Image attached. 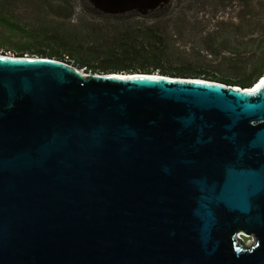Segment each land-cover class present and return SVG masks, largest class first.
Segmentation results:
<instances>
[{"label":"water","instance_id":"1","mask_svg":"<svg viewBox=\"0 0 264 264\" xmlns=\"http://www.w3.org/2000/svg\"><path fill=\"white\" fill-rule=\"evenodd\" d=\"M262 78L0 51V264H264Z\"/></svg>","mask_w":264,"mask_h":264},{"label":"trees","instance_id":"2","mask_svg":"<svg viewBox=\"0 0 264 264\" xmlns=\"http://www.w3.org/2000/svg\"><path fill=\"white\" fill-rule=\"evenodd\" d=\"M15 0H0V9ZM46 1V0H41ZM208 0H171L148 16L132 13L108 15L91 11L86 0H78L83 6V17L74 29L43 28L32 34L26 44L14 48V54H35L62 59L91 72H154L219 79L228 84L249 86L264 74V29L252 38L248 67H244L238 78L217 77L187 67L186 53L176 44V39L200 33L208 24L205 13L199 14ZM226 0H210L214 11ZM253 0H244L243 7L250 8ZM226 5V3H224ZM246 15L256 14L246 10L239 17L240 24H247ZM64 17V16H63ZM69 16H67L68 18ZM85 17V19H84ZM4 18H0V24ZM264 24V18H257ZM251 25L254 20H249ZM5 23H7L5 21ZM239 25V24H236ZM207 49L217 52L221 46L230 55L233 63L241 59V44L234 41L230 33L213 31L208 37ZM248 45V47L250 46ZM68 61V60H67Z\"/></svg>","mask_w":264,"mask_h":264},{"label":"rangeland","instance_id":"3","mask_svg":"<svg viewBox=\"0 0 264 264\" xmlns=\"http://www.w3.org/2000/svg\"><path fill=\"white\" fill-rule=\"evenodd\" d=\"M206 2L208 4L206 3L199 12V14L205 13L208 21L206 27L196 35L177 38L176 44L186 53L185 60H187L188 68L217 77L238 78L242 69L249 65L246 62L249 60L247 56L251 53L252 38L264 29V24L256 21L257 18H264V0H253L250 8L242 6L244 0H226L222 1L217 11L213 10L214 5L210 3V0ZM81 7L84 8L78 0H15L11 5L0 9V18H4L1 21L3 23L0 24V51L14 53V48L26 44V40L32 34L40 32L43 28H77L79 18L83 17ZM246 10L253 11L256 16L254 18L246 15L247 24H240L239 17ZM249 20H254V22L250 25ZM224 30L230 33L234 41L241 42L237 49L243 51L241 54L243 57L235 61L240 62L239 64L230 61V55L223 46L216 50L217 52L210 53L206 47V42L209 41L201 39L207 38L208 33L211 34L213 31L223 32ZM22 54L30 55L26 52ZM61 60L71 61L66 57Z\"/></svg>","mask_w":264,"mask_h":264},{"label":"bare ground","instance_id":"4","mask_svg":"<svg viewBox=\"0 0 264 264\" xmlns=\"http://www.w3.org/2000/svg\"><path fill=\"white\" fill-rule=\"evenodd\" d=\"M262 80H264V79L262 78L259 82H262ZM255 83H256V82H255ZM258 84H259V83H257V84L252 88V90H255V88L258 86ZM250 87H252V86H250ZM250 87H249V88H250Z\"/></svg>","mask_w":264,"mask_h":264},{"label":"flooded vegetation","instance_id":"5","mask_svg":"<svg viewBox=\"0 0 264 264\" xmlns=\"http://www.w3.org/2000/svg\"><path fill=\"white\" fill-rule=\"evenodd\" d=\"M86 2H87V0H86ZM88 3V2H87ZM91 8V7H90Z\"/></svg>","mask_w":264,"mask_h":264}]
</instances>
